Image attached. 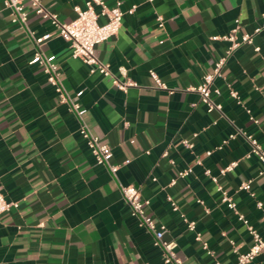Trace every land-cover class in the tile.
<instances>
[{
    "label": "crops",
    "instance_id": "0c3cea01",
    "mask_svg": "<svg viewBox=\"0 0 264 264\" xmlns=\"http://www.w3.org/2000/svg\"><path fill=\"white\" fill-rule=\"evenodd\" d=\"M120 1L124 13L117 33L96 43L94 51L118 77L137 85L124 91L89 71L60 34L41 45L55 54L82 120L110 145V162L118 164L112 172L95 162L80 134V118L59 100L43 68L28 62L35 45L0 0V191L18 202L0 213V264H169L152 232L130 213L120 190L126 183L137 185L148 199L146 212L165 225L164 237L176 242L181 264L216 259L229 264L236 258L234 246L248 249L252 237L238 213L264 236V170L249 153L247 139L256 137L264 148V0ZM42 2L68 21L75 16L73 5L83 0ZM25 8L35 34L54 29L28 1ZM236 25L238 34L261 29L252 44L226 55L211 83L219 88L211 96L221 107L208 111L189 87L226 53L229 41L210 36ZM150 69L168 88L155 85ZM232 160L236 164L220 173ZM184 168L189 172L170 183ZM212 175L234 200V209L220 200ZM247 179L253 194L239 187ZM182 213L195 220L193 230ZM245 264H264V254Z\"/></svg>",
    "mask_w": 264,
    "mask_h": 264
},
{
    "label": "built area",
    "instance_id": "2783aa9c",
    "mask_svg": "<svg viewBox=\"0 0 264 264\" xmlns=\"http://www.w3.org/2000/svg\"><path fill=\"white\" fill-rule=\"evenodd\" d=\"M26 1L33 6L36 13H38L42 18L50 21L54 27L53 30L46 31L42 34H35L33 30L29 29L27 26V10L25 8ZM120 3V0H116L113 4H108L105 0H83L82 4L76 3L73 5L75 16L68 21H62L58 17L57 13L51 11L42 2V0H3L4 7L9 9L11 20L27 30L35 45L33 55L30 57L28 62L38 63L43 68L48 82L55 87L59 100L67 102L73 113L80 118V134L85 139L95 162L105 165L112 172L116 171L118 164L110 162V156L112 154L110 145L107 142L102 141L97 134L93 133L87 124L82 120V108L80 103L73 100L65 89L61 80L55 54L45 53L42 51L41 45L47 38L52 36L53 33L66 37L70 41L71 55L73 57H78L86 63L89 66V71H98L99 73L107 76L119 89L126 91L127 87L137 85V82L126 76L124 78L118 77L111 71L109 63L99 59L94 51L96 43L104 41L111 35L117 33L121 25L122 15L124 13ZM133 8L134 5L128 10L132 11ZM157 18L161 24V16L158 15ZM260 29L261 26H256L252 31H243L238 34V26L236 25L227 33L210 36L212 39L223 38L229 41L226 53L215 61L210 71H206L202 74V80L196 86L189 87L199 93L200 99L206 104V109L208 111L215 108L219 109L221 107V104L216 102L211 96L212 92L219 93V88H212L211 83L214 78L221 73L220 70L225 62L226 55L240 44H252L253 34L258 32ZM253 48L258 50L259 46L254 44ZM120 68L121 73L125 75V69L123 67ZM149 73L154 79L156 86L168 88L165 82L154 70L150 69ZM169 90L171 91V89ZM229 92L231 96L237 97V91L235 89L229 87ZM229 136H233V133H230ZM247 139L250 143L249 153H253L258 157L263 165L262 169L264 170V148L261 146L256 137L248 135ZM182 142L186 146H192V142L186 138L182 139ZM163 154L166 155V151ZM127 161L128 159H125L124 162ZM235 164L236 160L230 161L227 165L220 168V173H224L226 170L231 169ZM189 170V168L178 170L176 176L171 178L170 183H174L177 178L184 176L189 172ZM263 170H260V172ZM205 171L209 173V169H206ZM212 179L217 184V189L221 192L220 200L225 202L228 207L234 209L235 202L222 185L218 183V177L216 175H212ZM239 187L247 189L251 194H253L250 189V179L242 181ZM120 190L123 199L129 206L130 213L137 218L138 224L152 232L153 244L161 248L163 260L169 264H181V259L175 251L176 242L174 240L166 239L164 237L165 225L162 223L157 224L154 218L146 212L144 206L148 203V199L141 197L139 187L134 183H126L120 185ZM167 198L170 200L172 208L178 209L177 203L173 201L170 196H167ZM257 203L261 206L260 201ZM17 205V201L8 200L4 193L0 191V213ZM182 216L187 227L193 230L195 228V220L188 219L183 213ZM238 218L245 223L249 233L251 234L252 242L245 251H238L237 247L234 246L236 258L229 264H245L251 261L257 254H264V236H262L255 229V227L248 222L247 218L244 217L242 213H238ZM195 237L196 239H200L198 233H196ZM202 245L205 248L207 247L204 241L202 242ZM214 264H221V262L216 259Z\"/></svg>",
    "mask_w": 264,
    "mask_h": 264
}]
</instances>
